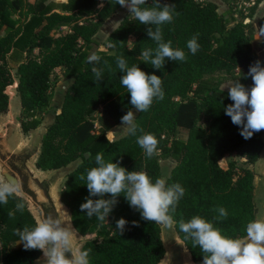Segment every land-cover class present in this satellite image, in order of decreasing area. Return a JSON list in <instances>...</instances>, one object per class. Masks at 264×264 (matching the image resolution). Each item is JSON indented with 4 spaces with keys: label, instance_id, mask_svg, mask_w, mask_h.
I'll use <instances>...</instances> for the list:
<instances>
[{
    "label": "trees",
    "instance_id": "16d2710c",
    "mask_svg": "<svg viewBox=\"0 0 264 264\" xmlns=\"http://www.w3.org/2000/svg\"><path fill=\"white\" fill-rule=\"evenodd\" d=\"M253 1L259 5L264 0ZM159 2L176 6L173 21L162 25L163 38L165 42L170 40L174 49L183 50L186 60L166 61L157 70L140 58L143 49H155L157 45L147 36V26L131 16L122 19L109 36L113 52L98 53L99 63L88 62L91 44L102 22L122 8L116 0H103V8L98 7L100 0H60L58 3L0 0V113L8 111L6 91L15 84L8 62L15 51L28 55L17 69V91L23 110L20 123L26 133L41 125L43 110L50 105L54 71L64 69L66 77L73 79L60 111L43 137L36 167L51 171L76 164L61 189V200L69 209L75 230L83 237L95 235L82 246V250H91L90 264H160L166 253L159 224L143 220L140 212L129 206L123 193L103 222L95 217L89 219L81 211V204L89 197L86 175L97 166L95 155L99 152L104 153L106 162L119 163L129 172H145L153 183L157 178H164L161 161L174 163L166 182L181 184L185 195L173 218L196 264H202L203 253L199 247H193L190 239L185 240V234L178 227L181 218L187 222L199 215L231 238L244 237L247 223L255 219L254 173L236 160H231L227 168L220 162L234 156L244 159L246 165H253L264 148V130L245 140L239 134L241 129L224 112L233 103L228 91L208 88L203 77L223 71L250 89L253 85L248 76L250 65L259 60L264 66V58L255 52L253 44L258 30L252 21L245 22L246 17L232 19L236 23L230 27L226 15L219 13L218 5L211 1ZM150 6L152 0H147V5L142 7ZM254 11L249 15L250 20ZM64 27L68 31L56 36V30ZM258 27L264 37V15ZM196 34L200 47L193 55L187 42ZM36 48L42 52L41 59L31 57ZM121 55L129 67L135 64L146 74L160 77L165 96L163 100H154L148 111L137 113L135 136L125 134L112 140L107 135L111 125L97 131L86 129L101 106L114 124L121 122L129 110H134L130 94L120 83L123 73L116 65V57ZM93 66L103 70L102 81L95 80ZM201 94L204 95L199 101L196 95ZM202 114L207 120L206 130L198 127ZM145 133L153 134L158 140V151L151 158L137 143V138ZM171 134L187 138L171 139ZM86 153H91L92 158L87 159ZM82 175L85 180L80 179ZM17 202L24 203L22 212L16 211ZM219 207L225 208L228 216L214 220ZM121 218L128 222L122 235L116 229V222ZM36 225L24 198L13 193L7 204H0V264H35L43 254L41 250L13 245L21 243L14 229Z\"/></svg>",
    "mask_w": 264,
    "mask_h": 264
},
{
    "label": "clouds",
    "instance_id": "9594fccd",
    "mask_svg": "<svg viewBox=\"0 0 264 264\" xmlns=\"http://www.w3.org/2000/svg\"><path fill=\"white\" fill-rule=\"evenodd\" d=\"M122 8H126L140 24L147 26L146 34L157 45L155 49L145 48L140 58L160 70L166 61H185V52L174 49L172 42L164 41L162 25L171 23L176 14L174 4L161 5L159 0H152V6L147 0H116ZM103 0L98 4L103 8ZM152 26H155L154 28ZM198 34L188 42L187 48L195 55L200 45ZM101 57L95 53L88 57L90 64L99 63ZM116 65L123 75L121 85L130 94V103L134 111L129 110L121 118L122 129L128 135L135 136L138 125L135 123V113H143L150 109L154 100H163L165 93L162 89V79L155 74H146L138 65L128 66L124 56L116 57ZM95 80H103V70L92 67ZM240 71V70H239ZM248 76L253 81L252 87L246 88L239 81H234L228 88V98L233 102L224 108V112L231 118V122L238 126L240 135L251 139L254 133L264 130V66L257 60L249 67ZM143 132V129H139ZM138 145L145 155L151 158L158 151V140L153 134L145 133L137 138ZM87 159L92 158L86 153ZM96 167L88 170L86 187L89 197L81 204L80 209L86 212L89 219L95 217L98 221H105L118 203L122 195L129 206L140 212L145 221L160 224L172 229L177 221L173 218L179 201L185 195V189L179 183L167 184L166 178H157L155 182L145 172L127 171L119 163L106 162L104 153L95 155ZM85 180V176L80 177ZM19 185L10 179L0 183V204H7L8 199L17 191ZM110 195V198L104 197ZM91 197H100L92 199ZM24 203L17 202L16 211L24 210ZM264 207V205H258ZM218 216L214 220L226 219L228 212L219 207ZM13 213H9L11 217ZM127 221L123 218L116 222V229L122 235ZM135 224V222H133ZM178 227L185 234V240H191L193 247H199L203 253L202 264H264V214L257 215L246 225V235L242 238H231L222 234L221 230L201 216H193L187 222L181 218ZM76 230L62 225L57 219L42 217L35 227L24 226L14 229L25 250H41L43 252L42 264H90L89 250L73 252L72 237ZM40 264V262H38Z\"/></svg>",
    "mask_w": 264,
    "mask_h": 264
},
{
    "label": "rangeland",
    "instance_id": "374dc122",
    "mask_svg": "<svg viewBox=\"0 0 264 264\" xmlns=\"http://www.w3.org/2000/svg\"><path fill=\"white\" fill-rule=\"evenodd\" d=\"M29 2H34L36 0H28ZM51 1V0H49ZM58 1V0H56ZM204 1H211L218 5L219 13L225 14L226 18L228 19L229 26H233L236 22L232 21V19H239L242 20L244 17L245 22L252 21L255 28H258V22L260 18L264 15V1L259 4L255 5V1H248V0H204ZM105 5V4H104ZM254 11V16L251 18L249 15H251ZM130 16V13L126 8H120L115 13H113L110 17L105 19L98 31V33L94 37V42L91 44V50L90 54L95 53L96 55L100 52H106V53H112L113 49L111 48L109 44V36L112 34V32L118 27L121 20L125 17ZM133 17V16H131ZM68 31V28H60L57 29L55 32L56 36H60ZM264 42V37L259 32L255 33V38L253 41L255 52L260 55L263 53L262 49V43ZM31 57L36 59H41L42 52L40 49L36 48L32 51ZM28 58V55L26 52L21 51H15L13 52L8 59L9 65L12 69V74L14 76V83L17 84L14 88H8L7 94L9 95V108L6 113L1 114L0 113V128L4 130L3 132L10 135L16 136L19 141L22 143V145H27L32 140H39L40 137L43 135V133L46 131L47 127L54 121V117L56 114L60 111L65 94L70 87L73 79H70L66 77L64 69H57L54 71L51 77V90H50V105L46 109L43 110V115L41 119V125L39 128L32 130L30 132H24L21 127V116L23 114V110L21 107V101L20 97L17 91L18 87V78H17V69L19 65L26 61ZM240 73V71H239ZM203 81L206 82L208 88H215L220 89L222 91H228V88H225L226 86H229L231 83L234 82V79L228 75L226 72H216L213 74H209L203 77ZM204 94L196 95L197 99L200 101L199 97H202ZM191 97H194V94L190 95ZM135 112V110H132ZM137 115V113H135ZM106 125H111V130L107 133V135L112 139L115 140L123 134L125 135L124 130L121 128L122 124L121 122L114 124L113 121H110L108 117L106 116L104 107L101 106L98 108L96 113L91 117L89 121V126H87L86 130H100L102 127L105 128ZM198 127L202 128L204 130L207 129V120L204 114L201 115L199 121H198ZM171 139L181 138L186 139V135H179V134H171ZM38 160V157L36 158ZM231 160H236L237 163L240 166L249 167L251 170L253 169V165H246L245 160L239 157L234 156H228L226 159H223L220 164L223 168H226L228 163ZM162 165V173L163 177L167 179L169 176L174 163L171 160L161 161ZM76 166V164H72L69 167L63 169L62 171V180L59 185V189L63 187L65 183V175L68 171L72 169V167ZM35 172H38L39 174H42L39 169L36 168V166L33 167ZM58 189V190H59ZM95 235L91 237H83L81 235L76 234L77 239H83L87 240L90 238H94ZM15 248L22 246L21 243H16L13 245Z\"/></svg>",
    "mask_w": 264,
    "mask_h": 264
},
{
    "label": "water",
    "instance_id": "95a60500",
    "mask_svg": "<svg viewBox=\"0 0 264 264\" xmlns=\"http://www.w3.org/2000/svg\"><path fill=\"white\" fill-rule=\"evenodd\" d=\"M3 131L4 130L0 128V183L5 182L6 179H10L19 185L18 190L14 193L25 199L37 224L42 217H51L59 220L62 225L69 227L60 207V203L65 206L61 200V190L59 192V197L57 195L59 199L54 197V191L62 180V171L67 167L51 171H42V174L35 172L33 169V167L36 166V158L39 157L43 137L47 129L39 140L33 139L32 142L27 145H22L19 139L14 136L16 134L10 135L6 133L5 135ZM74 168L75 166L72 167L71 170ZM71 170L66 173L64 176L65 179ZM252 172L255 176L253 206L254 217L256 218L257 215L264 214V207H258V205H264V148L260 154V158L253 164ZM70 221L71 228L75 230L71 216ZM159 226L161 228V238L166 251L160 264H196L186 244L180 238L176 225L172 229H168L160 224ZM76 234L80 235L77 231L73 234V252L82 250L83 244L89 240L77 239ZM43 259L44 256L42 254V256L35 261V264H38V262L42 264Z\"/></svg>",
    "mask_w": 264,
    "mask_h": 264
},
{
    "label": "bare ground",
    "instance_id": "6f19581e",
    "mask_svg": "<svg viewBox=\"0 0 264 264\" xmlns=\"http://www.w3.org/2000/svg\"><path fill=\"white\" fill-rule=\"evenodd\" d=\"M16 86H17V84H14V85L10 86L9 88H14ZM58 189H59V185L57 186V188L54 191V197L56 199H59V198H57V195L59 197L60 189L59 190ZM58 202H59V200H58ZM60 207H61V210H62V213H63V216H64V219H65L66 223H68L69 227L71 228L69 209L67 207L61 205V203H60Z\"/></svg>",
    "mask_w": 264,
    "mask_h": 264
},
{
    "label": "crops",
    "instance_id": "0c3cea01",
    "mask_svg": "<svg viewBox=\"0 0 264 264\" xmlns=\"http://www.w3.org/2000/svg\"><path fill=\"white\" fill-rule=\"evenodd\" d=\"M51 1H54L55 3H58L60 0H58V1H56V0H51ZM65 28H67V27H64V29ZM257 30H258V32H259V27L257 28ZM260 33V32H259ZM261 34V33H260ZM262 35V34H261ZM261 50H263V53L262 54H260L259 56L261 57V58H264V48L262 47V49ZM126 134V133H125ZM124 135V134H123ZM227 168V167H226Z\"/></svg>",
    "mask_w": 264,
    "mask_h": 264
}]
</instances>
